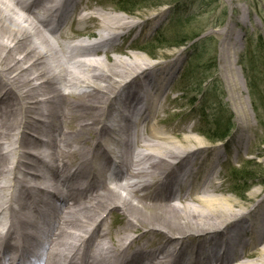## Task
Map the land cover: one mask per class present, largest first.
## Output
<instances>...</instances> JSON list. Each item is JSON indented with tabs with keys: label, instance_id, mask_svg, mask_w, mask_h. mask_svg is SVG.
<instances>
[{
	"label": "bare ground",
	"instance_id": "obj_1",
	"mask_svg": "<svg viewBox=\"0 0 264 264\" xmlns=\"http://www.w3.org/2000/svg\"><path fill=\"white\" fill-rule=\"evenodd\" d=\"M142 25L85 0H0L2 263L40 238V264H264V192L234 201L220 147L161 127L183 61L169 75L120 49Z\"/></svg>",
	"mask_w": 264,
	"mask_h": 264
},
{
	"label": "rangeland",
	"instance_id": "obj_2",
	"mask_svg": "<svg viewBox=\"0 0 264 264\" xmlns=\"http://www.w3.org/2000/svg\"><path fill=\"white\" fill-rule=\"evenodd\" d=\"M85 3L94 4L102 12L108 10L144 23L119 41V48L125 49L126 54H138L168 68L183 61L182 70L167 86L168 101L162 99L168 112L161 115L164 118L161 127H193L191 136L212 148L220 147L218 184L230 191L227 196L234 201L244 203L253 191L264 192V62L257 61L264 57V46L260 47L258 42L260 37L264 38V0H85ZM239 33H244V48L239 52L238 66L231 65L229 75L232 38L236 39ZM246 36L254 43L252 55L248 56L245 53L250 44L245 42ZM157 39L161 41L155 42ZM180 42L187 43L185 47H175ZM144 49H148V54ZM253 65L257 68L255 72ZM176 68L175 65L170 75ZM203 78L207 80L200 89L198 83ZM234 85L239 86L240 96L231 91ZM203 89L205 93L199 96ZM195 100L200 104L192 107ZM233 124L235 131H231L234 133L230 139L212 141L219 128L226 131ZM239 126L245 129L243 146L240 144L244 141L233 142ZM230 169H236L238 175ZM246 187L249 192H242ZM117 220L115 214L116 225Z\"/></svg>",
	"mask_w": 264,
	"mask_h": 264
},
{
	"label": "trees",
	"instance_id": "obj_3",
	"mask_svg": "<svg viewBox=\"0 0 264 264\" xmlns=\"http://www.w3.org/2000/svg\"><path fill=\"white\" fill-rule=\"evenodd\" d=\"M178 16V15H177ZM161 37H163V36H161ZM198 37V36H197ZM194 38H196V37H194ZM159 39V38H158ZM158 39L157 40H155V42L156 41H158ZM193 40V39H192ZM159 41H161V39L159 40ZM158 41V42H159ZM157 42V43H158ZM258 42L260 43V47H262V46H264V38H262V37H260V39L258 40ZM187 42H180L179 44H177V45H175V47H177V48H179V47H184L185 46V44H186ZM203 43V42H202ZM246 43L249 45L250 44V47L248 48V50H247V52L245 53L246 54V56H248V55H252L251 53L253 52V47H254V43H252V40L251 39H249L248 38V36H246ZM153 44V43H152ZM197 46H201V45H199V44H196ZM148 50V49H147ZM257 59V58H256ZM255 59V60H256ZM258 62H264V57H260V58H258V60H257ZM243 63V62H242ZM242 67H245V65L244 64H242ZM255 70H257V68H255L254 67V65H253V72H255ZM258 72V71H257ZM257 72H256V74H257ZM206 78H203L202 80H201V82H199L198 83V88H200V89H202V87H203V85L205 84V82H206ZM204 90V89H203ZM203 90L201 91L202 93H203ZM201 93V94H202ZM201 94H198V95H201ZM194 103H197V100H195V102ZM231 129H232V126H230V127H228L227 129H226V131H224V130H222V129H218L219 130V134L216 136V138H218V139H224V138H226L230 133H231ZM216 138H214L215 140H216ZM213 139V140H214ZM249 173V172H248Z\"/></svg>",
	"mask_w": 264,
	"mask_h": 264
}]
</instances>
